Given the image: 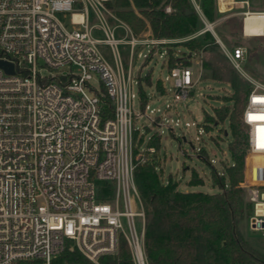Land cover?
Segmentation results:
<instances>
[{
  "label": "built area",
  "instance_id": "built-area-1",
  "mask_svg": "<svg viewBox=\"0 0 264 264\" xmlns=\"http://www.w3.org/2000/svg\"><path fill=\"white\" fill-rule=\"evenodd\" d=\"M107 1L0 0V60L14 65L12 75L0 68V264H73L59 260L69 245L86 259L74 264H105L102 259L117 253L122 238L135 264H146V216L135 170L157 151L141 148L134 156L131 61L138 41L134 37L129 41L125 70L117 50L122 40L115 38V27L107 21L112 16ZM192 2L205 29L184 41L213 33L233 67L250 80L244 69L247 50L226 47L201 5ZM91 10L99 20L94 25ZM252 14L264 12L242 13L245 36V20ZM95 28L104 32V39L93 35ZM101 43L112 48L114 66L99 50ZM185 62L177 60L166 81L161 80L163 93L154 94L166 98L165 110L150 109L148 95L144 113L136 118L144 115L165 127L169 112L195 99L201 72L195 76L192 65ZM42 66L48 75L41 74ZM95 78L104 92L93 85ZM105 96L114 114L103 122ZM149 109L161 114L147 115ZM260 117H264V85L254 82L241 120L247 136L241 186L252 207L249 229L264 237V119ZM181 124L177 120L176 126ZM104 182L111 191L106 186L102 196ZM132 193L140 212L135 211ZM136 217L142 220L140 231Z\"/></svg>",
  "mask_w": 264,
  "mask_h": 264
},
{
  "label": "trees",
  "instance_id": "trees-1",
  "mask_svg": "<svg viewBox=\"0 0 264 264\" xmlns=\"http://www.w3.org/2000/svg\"><path fill=\"white\" fill-rule=\"evenodd\" d=\"M105 4L135 35L150 29L156 39H174L192 34L197 29L199 16L191 0H110ZM168 6L171 7V13L165 11ZM201 7L208 20L214 22L217 13L215 0H201ZM188 10L190 13H187ZM205 35L212 34L206 32ZM212 41L215 43L214 37ZM187 48L196 52L193 49L201 50L204 44L191 40ZM167 53L169 58L166 66L170 70L179 59L170 48ZM216 79L220 80L218 77ZM142 81L152 86L151 75L138 81L139 101L144 108L148 94L143 89ZM226 81L233 91L227 100L232 106L229 104L215 109L214 115H205L207 123L229 120L233 137L229 146L233 165L226 168L223 175H218L215 170L212 172L214 182L220 187L219 192H181L178 183L172 178L167 183L161 180L158 172L161 167L159 138L151 139L147 144V147H155L157 152L136 167V183L146 216V264H264V256L249 245L238 225L252 211L241 187L247 147V136L241 120L253 87L236 72L229 73ZM155 86L156 90L163 93L160 80ZM113 114L110 99L103 97L102 121L112 118ZM201 154L204 159L207 158L205 150ZM203 182L194 171L190 184L199 185ZM106 186L111 191V186L101 183L102 196L107 191ZM59 260L60 263H86L85 257L71 245ZM102 262L135 264L129 245L123 238L120 239L117 253L104 257Z\"/></svg>",
  "mask_w": 264,
  "mask_h": 264
},
{
  "label": "rangeland",
  "instance_id": "rangeland-1",
  "mask_svg": "<svg viewBox=\"0 0 264 264\" xmlns=\"http://www.w3.org/2000/svg\"><path fill=\"white\" fill-rule=\"evenodd\" d=\"M169 8L170 11H168ZM223 8L226 9L227 5L223 6ZM252 9L260 10L254 7H252ZM165 11L171 13V7H166ZM110 12L112 16H107V21L111 27H115V38L122 40L117 45V50L119 51L125 70L129 69L131 53L129 41L132 40V37L138 41L136 50L132 54L131 61L132 108L135 116L134 126L137 129L134 134L135 158L138 157L141 148L147 147L151 139L159 138L161 144V167L158 172L161 180L167 183V180L172 178L174 182L178 183L179 189L182 187L183 190H189L191 192H204L210 194L219 192L220 187L214 182L212 172L215 170L218 175H223L226 168L233 165L234 161L229 149L233 137L230 131L229 120L225 122L218 121L216 123H207L205 122V115H214L215 109H220L229 104L232 106L231 103L227 102L228 98L233 94L231 86L226 81L229 73H238L250 87H253L254 82L264 85V36H245L242 29L243 16L233 15L231 11L216 13L213 22L215 23L214 32L225 46L229 49L242 46L247 50L244 69L251 78L248 80L233 67L216 39L215 43L212 41L213 37L215 38L213 33L210 32L212 35L203 34L193 39L202 42L204 44L203 49H193V51L196 52H192L187 48L191 40H184H186L188 36L205 29V25L199 18L197 29L194 33L184 37L165 39L171 40V42L167 43L169 45H160L152 43V41L157 39L153 37L150 29L139 35H135L126 24L129 27L127 30V26L124 25L125 23L123 22V24L112 10H110ZM97 23H99V20L91 10V24L94 25ZM93 35L96 38H105L104 32L100 30V28H95ZM98 47L103 56L114 66L115 57L112 48L103 43ZM168 48L171 49L178 59L183 58V60L189 62L188 65H192L195 76H198L199 72H201V80L195 87V99L190 98L186 101V106H181L169 112L166 117V119L169 120V124H165V127H160L159 124L152 123L144 115L136 118L137 115L144 113L139 101L138 81L141 78L143 80L148 75H151L152 86H148L144 81H142V86L145 92L151 97L149 100L150 109H160L161 112H163L165 110L166 98L154 94L156 92L155 85L157 81H166V78L169 76V71L166 66L169 58L167 53ZM149 51H151V53L148 55L147 60L145 55H147ZM163 51H166L165 56L164 54L161 55ZM191 53L195 54L192 55V59L188 60ZM187 62L185 63L187 64ZM48 73V70L42 66L41 74L46 76ZM217 77L220 80L216 79ZM92 83L96 88L102 89V92H104L98 78H95ZM170 84L171 83L167 81L169 87ZM200 93L202 95H200ZM150 109L146 110L147 115L155 117L161 114H152L150 113ZM177 120H180L182 124L176 126ZM171 126L174 130L170 129ZM160 132L161 136L159 135ZM203 150L207 153V158L205 159L201 154ZM194 171L202 178L204 181L203 184H190V179ZM131 197L135 205V211L140 212L142 209L137 197L133 193ZM244 197L247 202L245 189ZM119 205L121 210H124L122 199ZM247 217L248 216H245V218L239 222V229L249 245L264 256V237L249 229ZM122 223L124 229L127 230L128 227L125 218H122ZM135 224L140 231L142 225L140 217L135 218Z\"/></svg>",
  "mask_w": 264,
  "mask_h": 264
},
{
  "label": "crops",
  "instance_id": "crops-1",
  "mask_svg": "<svg viewBox=\"0 0 264 264\" xmlns=\"http://www.w3.org/2000/svg\"><path fill=\"white\" fill-rule=\"evenodd\" d=\"M195 1L196 3L201 5V0H195ZM191 3L193 5L192 0H191ZM215 3L217 7V12L231 11L233 15L242 16V13L246 11L264 12V0H215ZM226 5H227V8L224 9L223 6H226ZM252 7L259 8L260 10H254L252 9ZM210 23L214 24L215 26V23L213 22H210ZM124 25L127 26L126 24ZM131 35H132V32H131ZM181 189L183 190L182 187H180V190Z\"/></svg>",
  "mask_w": 264,
  "mask_h": 264
},
{
  "label": "bare ground",
  "instance_id": "bare-ground-1",
  "mask_svg": "<svg viewBox=\"0 0 264 264\" xmlns=\"http://www.w3.org/2000/svg\"><path fill=\"white\" fill-rule=\"evenodd\" d=\"M211 30V26L208 25ZM246 36H263L264 35V15H249L245 20Z\"/></svg>",
  "mask_w": 264,
  "mask_h": 264
},
{
  "label": "water",
  "instance_id": "water-1",
  "mask_svg": "<svg viewBox=\"0 0 264 264\" xmlns=\"http://www.w3.org/2000/svg\"><path fill=\"white\" fill-rule=\"evenodd\" d=\"M187 13H190V11L188 10ZM0 68L3 69L7 74H14V65L10 62L0 60Z\"/></svg>",
  "mask_w": 264,
  "mask_h": 264
},
{
  "label": "snow or ice",
  "instance_id": "snow-or-ice-1",
  "mask_svg": "<svg viewBox=\"0 0 264 264\" xmlns=\"http://www.w3.org/2000/svg\"><path fill=\"white\" fill-rule=\"evenodd\" d=\"M260 118L264 119V117H260Z\"/></svg>",
  "mask_w": 264,
  "mask_h": 264
}]
</instances>
